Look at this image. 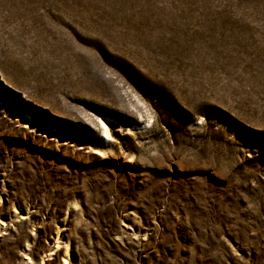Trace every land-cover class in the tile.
Instances as JSON below:
<instances>
[{
    "label": "rangeland",
    "instance_id": "obj_1",
    "mask_svg": "<svg viewBox=\"0 0 264 264\" xmlns=\"http://www.w3.org/2000/svg\"><path fill=\"white\" fill-rule=\"evenodd\" d=\"M0 264H264V0H0Z\"/></svg>",
    "mask_w": 264,
    "mask_h": 264
}]
</instances>
